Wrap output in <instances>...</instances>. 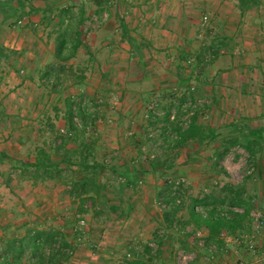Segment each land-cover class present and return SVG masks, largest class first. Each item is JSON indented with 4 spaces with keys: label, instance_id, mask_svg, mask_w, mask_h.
Here are the masks:
<instances>
[{
    "label": "rangeland",
    "instance_id": "obj_1",
    "mask_svg": "<svg viewBox=\"0 0 264 264\" xmlns=\"http://www.w3.org/2000/svg\"><path fill=\"white\" fill-rule=\"evenodd\" d=\"M83 1L87 19L81 27V38L91 55L80 48L76 56L66 63L73 68V72H67L62 83L64 89L60 94L45 93L47 89L38 77L36 81L40 84L35 88L41 89V98H38V91L32 89L34 82L29 80L27 84L32 86L29 91L32 89L34 95H30L29 99L26 98V93L17 97L25 99V103L19 107L23 114L19 119L29 120L31 124H25L24 129L20 130L17 119L7 118L4 124L8 127L6 135H0V146L4 144L3 148L14 158L32 160L38 146L48 148L54 140L49 129H40V125L48 119L59 134L65 133L64 103L67 99L79 102L81 107L92 114L93 122L87 123L85 136L96 139V160L105 167L100 174V181L107 185L103 192L106 199L104 203L97 204L96 208L86 202L82 207L84 211H80L79 202L62 193L64 186L61 183L48 181L35 185L30 180L19 177L18 172L11 171L8 165L0 166V239L14 232H23V226L39 224L60 230L72 246V254L61 264H127L133 260L127 259V252L134 254L135 251L138 252L136 256H142L145 264H161L159 257L167 253L162 252L159 257L153 258L157 247L156 237L147 242L133 241L130 234L137 225L135 224V228L134 225H124L125 219L120 217L122 211L131 207L130 214L142 215L145 218L143 222L151 223L155 216L162 218L164 198L170 194L181 201L182 209L178 215L191 218L193 215L188 208L192 199L210 196L217 202L221 201L226 196L221 188L224 182H228L233 185L241 184L251 197V209L245 223L247 229L231 237L229 242L218 237L223 249L209 260L218 263L226 261L228 264H264V168L260 171L258 161L253 163L243 148L235 146L218 162L216 168H223L227 174L225 179L221 177L209 157L219 142L232 135L225 129L219 130L216 139L209 144L190 142L181 148L171 149L166 141L173 135L170 124L178 122L181 126H186L193 113L197 114L198 121L204 125L226 124L225 115L216 109H211L210 112L207 110L210 101L203 94L209 88L203 85L209 83V64L195 67L194 59L188 55L182 56L181 66L171 62L169 67H175L174 70L180 74L174 84L173 80L167 79L166 71L169 69L166 61L156 52L152 53L155 57L150 55L151 48L140 34L127 28L136 42L142 45V58L121 37L120 21H124L126 26V20L130 23L131 14L128 10L139 6L140 3H136L138 0H108L99 14L95 10L102 0ZM232 1L239 10L236 0ZM81 2L82 0H26L17 17L5 22L0 12V41L10 42L14 38L22 40L21 46L26 45L24 50L28 56L34 54L39 58L35 70L46 63H53L57 18L52 16L49 20L50 13H47V9L49 6L56 9L62 5L78 8ZM12 4L15 6L14 1ZM29 4L34 8L33 12H30ZM195 16L200 39L194 40V46L199 41V47L205 48L215 36V33L208 34V30L223 31L210 29L212 23L208 14ZM234 18L237 20V17ZM18 20L22 21L20 25H17ZM192 41L190 39L185 45L193 48ZM204 61L207 63L208 57ZM80 71L84 78L79 84L75 83L72 74H80ZM187 77L190 78L187 87L195 100L191 105L188 101L180 104L185 88L179 86L178 81ZM197 85L201 89L196 93ZM191 86H195L194 90H191ZM31 97L39 99V103L31 101ZM11 98L16 99L15 96ZM72 109L76 112L75 105ZM73 121L80 129L79 118L76 116ZM253 121L247 119L245 123L253 126ZM12 128V135L7 137V129ZM154 160L163 162L167 167L153 170L151 163ZM8 173L11 183L6 187L4 181L9 178ZM120 174L125 175L123 177ZM126 177L136 184L119 191L118 185L124 184ZM198 207L196 211L199 215L193 216L196 219L193 220L192 227L185 228L182 225V243L177 241L180 236L177 233L179 226L169 229V241L173 243V248L177 246L183 251L172 252L168 264H191L197 251L203 252L205 246L211 243L207 242V229L204 226L198 229L196 227L207 216L210 207ZM223 208H229L228 204ZM96 212L98 213L95 214ZM253 216L262 217L263 228L260 235L252 239L254 248L249 249L248 224ZM81 220L84 221L83 225L80 224ZM166 229L160 223L156 226L155 235L162 234ZM197 232L202 236L204 247L198 245ZM146 247L150 248L151 255L146 253ZM202 256L199 257L200 264L207 263L203 258H207L208 254L204 253L203 258Z\"/></svg>",
    "mask_w": 264,
    "mask_h": 264
},
{
    "label": "trees",
    "instance_id": "obj_2",
    "mask_svg": "<svg viewBox=\"0 0 264 264\" xmlns=\"http://www.w3.org/2000/svg\"><path fill=\"white\" fill-rule=\"evenodd\" d=\"M13 1L15 6L12 4ZM25 2L26 0L0 1V12L3 15V21L16 18L19 10L24 8ZM236 2L241 14L264 4V0H236ZM84 3L82 0L78 8L62 5L60 8L53 9L49 6L47 9V13H50L49 20L52 16L57 18L52 52L55 61L46 63L42 68H39L38 76L39 81L42 82L48 93L60 94L62 92L64 89L62 83L67 76V72H73V68L67 66L66 63L76 56L80 48L84 49L89 56L91 55L88 46L84 44L81 38V27L87 19ZM106 3H108V0L98 2L95 10L96 14L104 10L103 7ZM33 9L29 4L30 12H33ZM119 28L122 39L129 44L131 50L142 58V45L136 42L124 21H120ZM223 47L224 39L215 35L207 47L200 48V51L196 53L193 65L200 68L210 64ZM13 55H15L14 51L0 43V61H7ZM207 57L208 62L206 63L204 60ZM72 78L75 79V83L80 84L84 76L80 71V74H72ZM189 80L190 78L187 77L185 79L180 78L178 81V85L185 88V92L182 93L180 98V104L189 101L191 105L195 101L187 87ZM74 105L76 112L72 109ZM75 115L79 118L80 129L73 121ZM91 116L92 114L86 108L81 107L79 102L75 103L71 99H67L64 103L63 112L65 133L59 134L52 122L48 119L45 120L40 125V129L43 127L49 129V133L54 139L52 144H49L48 148L38 146L32 160L17 159L10 153L0 150V166L8 165L11 171L18 172L19 177L26 178L35 185L48 181L61 183L64 186L62 193L71 199L77 200L81 208L80 211H84L82 207L86 202H90L91 207L96 208L97 204L104 203L106 199L103 192L107 185L100 181V174L105 167L96 160V139L85 136L87 123L93 122ZM245 121L246 119L240 118L238 121L223 126H207L200 123L197 114L193 113L186 126H181L178 122L173 125L170 124L174 137L167 138L166 141L171 149L181 148L190 142L209 144L216 139L219 130L225 129L232 135L219 142L209 157L212 159L213 167L218 174L224 179L227 177L223 168L217 169L216 167L218 162L235 146L243 148L253 163L258 161V168L263 171L264 126L253 127L246 124ZM164 124L166 125L167 122ZM151 167L153 170H159L167 166L159 160H154ZM7 176L9 178L4 181V185L9 187L11 183L10 173ZM134 184H136L135 181H131L126 177L124 184H119L118 189L121 191ZM170 186H168V193H170ZM221 189L226 193L225 198L221 201L217 202L215 199H211L210 196H205L204 199L194 198L188 208L190 214L195 216L199 215L194 209L195 206L210 207L207 216L196 227L198 229L204 226L209 232V240L216 241L218 245L220 244L218 237L221 232L227 236L235 237L238 233H243L247 229L245 223L251 209V197L247 195L241 184L233 185L224 182ZM164 202L165 207L162 210L164 225L166 228L175 227L178 223L176 220L178 213L182 209L181 201L177 196L168 194L164 198ZM225 204H228L229 208H223ZM130 208L123 210L120 217L129 216ZM232 208H238L239 210ZM224 210L226 214L221 215L220 213ZM163 240L164 236L162 234L156 236L155 243L157 247L153 258L161 255ZM72 252V246L60 230L39 224L29 227L23 226V232H14L10 236L0 239V264H61L68 260ZM146 253L151 255L149 247H146ZM133 255V260L128 261L127 264H145L142 256H136L137 252Z\"/></svg>",
    "mask_w": 264,
    "mask_h": 264
},
{
    "label": "crops",
    "instance_id": "obj_3",
    "mask_svg": "<svg viewBox=\"0 0 264 264\" xmlns=\"http://www.w3.org/2000/svg\"><path fill=\"white\" fill-rule=\"evenodd\" d=\"M136 3H140L139 6L128 10L131 18L130 23L126 20L127 28H132L133 32L145 39V43L151 48V56L155 57L152 53L156 52L163 57L169 69L166 71L167 79L173 80L174 84L180 74L174 70L175 67H169V65L173 62L181 66L184 55H189L192 60L195 59L196 53L200 51L199 41L197 46H194V40L200 39L195 24V15L208 14L212 23L209 26L210 29L223 31L208 30V34L215 33L223 38L224 47L209 64L211 76L209 83L205 84L206 86L203 85L209 88V90L205 88L207 92L203 94L210 101L207 110L210 112L211 109H216L220 114L225 115L224 123L226 124L244 118L254 120L251 124L253 127L264 126V4L241 14L232 0H138ZM234 17H237V20H234ZM190 39L193 40V48L185 45ZM22 42L15 38L10 42L0 41L3 46L15 52L9 60L0 61V135H6L5 130L8 126L4 124V121L7 118L17 119V127L20 130L24 129L25 124H31L29 120L19 119L23 115L19 107L25 103V99L17 97L18 95L23 96L26 93V98L29 99L30 95H34L33 91L37 90V96L41 98V89H35L40 84L36 81L39 69L35 70L39 58L34 54L28 56L24 50L26 45L21 46ZM29 80L34 82L31 92L29 88L32 86L27 84ZM190 83L193 82L190 81ZM199 89L201 88L197 85L196 93ZM45 93L48 91L45 90ZM14 96L16 99L11 98ZM30 100L39 103V99L35 97H31ZM7 130L9 131L7 137H10L14 130L13 128ZM3 146L4 144H1L0 150L6 151ZM123 219H125L124 225L132 227L134 225V228L135 224L137 225V228L130 234L133 241L145 240L147 242L155 238L156 226L160 223L164 225L163 219L156 216L151 219V223L143 222L145 218L142 215L130 214ZM195 219L193 216L191 218L190 216L188 218L182 215L177 216L176 226H179L177 233L180 235L177 241L179 243H182L181 237L184 230L182 225H185V228L192 227ZM169 229L167 228L162 233L164 240L161 251L167 255L159 257L161 264L170 262L172 252L183 251L177 246L173 248V243L169 241L171 233ZM207 239V242L211 243L205 246L202 254L197 251L196 258L191 264H200L199 257L203 255V258L204 253H207L209 257L203 258L207 260L205 264H228L226 261L218 263L215 260H209L213 258V255L220 253L221 245L209 240V232ZM212 245H217V249L211 251ZM192 249L195 250L193 247Z\"/></svg>",
    "mask_w": 264,
    "mask_h": 264
},
{
    "label": "built area",
    "instance_id": "obj_4",
    "mask_svg": "<svg viewBox=\"0 0 264 264\" xmlns=\"http://www.w3.org/2000/svg\"><path fill=\"white\" fill-rule=\"evenodd\" d=\"M21 23H22L21 20H18V21H17V25H20ZM191 90H194V88L191 87ZM187 103L190 104L189 101H188ZM170 137L173 138V137H174V134L171 135ZM198 208H199L198 206H195V207H194L195 211L198 210ZM225 209H226V208H225ZM232 209H233V208H232ZM236 210H239V209H236ZM220 214H221V215H224V214H226V211L224 210V211H222ZM80 224L83 225V224H84V221L81 220V221H80ZM248 225H249V227H250V234L247 236V237H249V245H248V248H249V249H253L255 244H254V242L252 241V239H256V238L260 235V233H261V231H262V228H263V220H262V217H259V216H253V218L251 219V221L249 222ZM196 237H197L196 240L199 241V242H198V245L201 246V247H204L205 244H204V246H203L204 241H203L202 238H201L202 236H201L200 232H197V233H196ZM200 238H201V239H200ZM219 238H220L221 240L225 241V242H229V241L232 240L230 236H227V235L224 234L223 232H221V233L219 234ZM216 249H217V245H212V246L210 247V250H211V251L216 250ZM222 249H223V246H220V250H222ZM126 257H127V259H133L134 255H133L132 253H130V252H127Z\"/></svg>",
    "mask_w": 264,
    "mask_h": 264
}]
</instances>
